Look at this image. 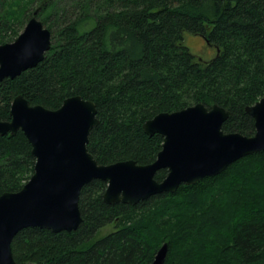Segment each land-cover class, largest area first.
Returning <instances> with one entry per match:
<instances>
[{"label":"trees","instance_id":"obj_1","mask_svg":"<svg viewBox=\"0 0 264 264\" xmlns=\"http://www.w3.org/2000/svg\"><path fill=\"white\" fill-rule=\"evenodd\" d=\"M38 11L51 32L43 61L0 82V120L13 99L58 109L80 96L96 107L87 150L100 165L155 161L160 135L145 121L201 103L231 113L224 133L252 136L244 109L264 94V0H1L0 45ZM196 35L216 49L203 62L184 44ZM35 159L21 131L0 137V195L18 192ZM159 170L154 179H164ZM106 183L80 191L76 231L26 228L11 242L17 264H264V151L222 173L137 205H107ZM112 225L103 236L99 232Z\"/></svg>","mask_w":264,"mask_h":264},{"label":"water","instance_id":"obj_2","mask_svg":"<svg viewBox=\"0 0 264 264\" xmlns=\"http://www.w3.org/2000/svg\"><path fill=\"white\" fill-rule=\"evenodd\" d=\"M38 11L10 43L0 45V82L14 79L43 61L51 47V32L37 19ZM254 121V135L224 133L231 113L201 103L145 121L143 132L163 142L154 162L132 160L100 165L87 150L91 130L98 125L96 107L80 96L66 98L56 110L31 106L21 95L10 106V120H0V137L21 131L35 159L33 174L18 192L0 195V264H17L11 242L26 228L53 233L76 231L82 222L78 201L82 187L93 180L106 183L107 205H137L155 195L173 194L216 176L239 159L264 151V94L244 109ZM164 179H154L159 170ZM163 244L150 264H164Z\"/></svg>","mask_w":264,"mask_h":264},{"label":"rangeland","instance_id":"obj_3","mask_svg":"<svg viewBox=\"0 0 264 264\" xmlns=\"http://www.w3.org/2000/svg\"><path fill=\"white\" fill-rule=\"evenodd\" d=\"M25 25L26 23L23 25V28ZM23 28L19 29V34L22 32ZM184 44L191 54L195 55L198 59L203 62L211 60L217 53L216 49L212 46L207 45L204 39L200 36L187 34L184 37ZM112 230L113 226L108 225L100 230L99 236H103L108 232H111Z\"/></svg>","mask_w":264,"mask_h":264}]
</instances>
